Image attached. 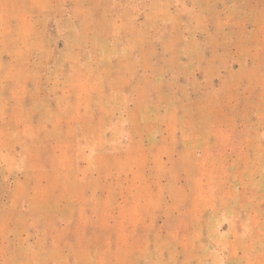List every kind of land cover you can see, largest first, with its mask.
Segmentation results:
<instances>
[{
	"label": "rangeland",
	"instance_id": "rangeland-1",
	"mask_svg": "<svg viewBox=\"0 0 264 264\" xmlns=\"http://www.w3.org/2000/svg\"><path fill=\"white\" fill-rule=\"evenodd\" d=\"M0 264H264V0H0Z\"/></svg>",
	"mask_w": 264,
	"mask_h": 264
}]
</instances>
